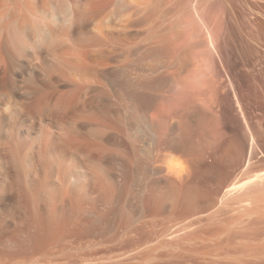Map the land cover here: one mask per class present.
Returning <instances> with one entry per match:
<instances>
[{
	"label": "bare ground",
	"instance_id": "bare-ground-1",
	"mask_svg": "<svg viewBox=\"0 0 264 264\" xmlns=\"http://www.w3.org/2000/svg\"><path fill=\"white\" fill-rule=\"evenodd\" d=\"M225 8L0 0V264H141L148 237L206 255L264 180L230 175L253 151Z\"/></svg>",
	"mask_w": 264,
	"mask_h": 264
},
{
	"label": "rangeland",
	"instance_id": "rangeland-1",
	"mask_svg": "<svg viewBox=\"0 0 264 264\" xmlns=\"http://www.w3.org/2000/svg\"><path fill=\"white\" fill-rule=\"evenodd\" d=\"M225 7V37L229 43L225 44L227 64L232 72L238 71L236 84L239 88L242 86L241 89L237 87L242 113L237 110L230 92L229 99L246 135V146L253 151L248 160L251 162L245 165V174L238 176L239 171H230L232 177L242 181L249 174L264 176V0H225ZM206 163L212 162L207 159ZM247 188L241 191L240 205L233 206H239L238 210L230 206L227 212L210 221L205 256L198 252L203 251L199 243L195 244L197 248L188 246L189 251L184 245L166 241L158 244L156 239L146 237V241L152 242L151 246L147 244L151 250L147 249L145 254L149 257L141 264H264V180ZM134 261L140 263L134 259L133 264Z\"/></svg>",
	"mask_w": 264,
	"mask_h": 264
}]
</instances>
